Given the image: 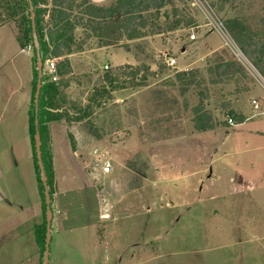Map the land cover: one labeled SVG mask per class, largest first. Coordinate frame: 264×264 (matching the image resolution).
I'll list each match as a JSON object with an SVG mask.
<instances>
[{
  "label": "rangeland",
  "instance_id": "1",
  "mask_svg": "<svg viewBox=\"0 0 264 264\" xmlns=\"http://www.w3.org/2000/svg\"><path fill=\"white\" fill-rule=\"evenodd\" d=\"M168 10L179 28L130 40L117 22L100 32L78 27L72 53L54 57L71 69L66 107L89 103L107 63L148 64L155 75L147 87L116 90L92 123L49 124L54 201L64 192L65 205L79 211L60 232L56 222L50 264H264V77L224 28L240 20L264 40V0L173 1ZM16 33L13 23L0 27V187L20 204L39 197L40 183L29 115L36 56ZM225 60L239 71L219 72ZM182 71L202 86L185 84ZM200 92L214 129L192 134ZM227 103L244 123L230 122ZM5 206L2 197L0 244L12 239L0 245V264H42L43 205L40 217L34 207L17 219ZM64 209L56 208L61 219Z\"/></svg>",
  "mask_w": 264,
  "mask_h": 264
},
{
  "label": "trees",
  "instance_id": "2",
  "mask_svg": "<svg viewBox=\"0 0 264 264\" xmlns=\"http://www.w3.org/2000/svg\"><path fill=\"white\" fill-rule=\"evenodd\" d=\"M104 2H94L93 0H32L35 13L37 33L41 46L43 62L48 57H60L63 54L72 53L71 44L75 39V31L78 27L85 30H95L100 32L110 23L117 22V29L120 31V37L125 36L127 39H142L149 35L160 34L166 30L177 29L181 26V20H169L170 11L168 7L173 1L184 3L186 0H107ZM50 5V9L48 6ZM46 15L49 20L46 21ZM165 20L163 24L160 20ZM13 23L17 28L16 38L23 47L28 45L34 47L29 4L27 0H0V27ZM191 23H187L188 26ZM224 28L231 32L243 55L253 64V66L264 77V40L252 32L242 21L236 19H227L224 22ZM35 52V48H34ZM36 56V54H35ZM106 65V64H105ZM104 69L101 78V87L97 90L95 96L90 98L88 104L76 107V104H70L66 107L68 96L66 92L70 88L72 78H65L71 69L69 67H59V78L52 81L46 74L43 77L41 95H40V112L39 123L42 138L43 161L45 164L48 184L53 194V169L52 160L47 149L49 138V124L66 122L68 126L72 123H80L88 120L92 123L94 119V108L106 105L108 101L114 99L115 91L129 87L131 89L144 88L149 86V77L155 75L151 72L148 64L133 65L124 63L113 66L110 65ZM218 71L233 72L239 71L238 65L231 61L225 60L217 66ZM241 71V70H240ZM34 81V91L32 92V106H30L29 115L31 123V136L34 146V161L37 169L40 183L42 205L44 211V222L39 233V244L45 249L46 233V210L44 188L41 182L40 170L37 164L35 150V114H34V96L37 82ZM179 79L184 80L187 85H199L201 82L193 73L186 71L179 72ZM189 78L188 80H186ZM200 101L197 106L192 108L193 111V128L191 133H205L214 129V123L211 114L207 111L204 94L200 92ZM226 116L229 120L236 121L237 124L244 123L246 116L238 113L232 106L225 104ZM67 108H72L75 114L68 113ZM72 139V144L74 140ZM12 238L4 241L10 242ZM3 242V243H4ZM1 243L0 245H2ZM5 243L3 245H5Z\"/></svg>",
  "mask_w": 264,
  "mask_h": 264
},
{
  "label": "water",
  "instance_id": "3",
  "mask_svg": "<svg viewBox=\"0 0 264 264\" xmlns=\"http://www.w3.org/2000/svg\"><path fill=\"white\" fill-rule=\"evenodd\" d=\"M94 2H101L103 0H93ZM29 4L32 35L34 41V48L36 54V70H37V82L36 90L34 96V114H35V150L37 164L40 170L41 182L44 188V198H45V210H46V233H45V249L43 255L42 264H50V253H51V241H52V221H53V210H52V198L51 191L48 184V176L43 161V151H42V138L40 132V123H39V112H40V95L44 77V62L42 59L41 46L37 33V24H36V13L32 0H27Z\"/></svg>",
  "mask_w": 264,
  "mask_h": 264
},
{
  "label": "crops",
  "instance_id": "4",
  "mask_svg": "<svg viewBox=\"0 0 264 264\" xmlns=\"http://www.w3.org/2000/svg\"><path fill=\"white\" fill-rule=\"evenodd\" d=\"M125 63H128V64H133V65H137V63H129V62H125ZM108 64V63H107ZM121 64H124V63H120V64H117V65H121ZM117 65H114V66H117ZM151 67H152V65H151ZM153 68V67H152ZM151 68V69H152ZM115 95V94H114ZM29 105H30V103H29ZM49 128H50V126H49ZM51 138V135H50V131H49V138H48V144H47V149H48V151H49V154H50V156H51V160H52V154H51V149H52V145H51V142H52V139H50ZM51 140V141H50ZM143 141H148V140H146V139H143ZM122 142H124V141H122ZM120 143V142H119ZM50 147H51V149H50ZM34 163H35V161H34ZM54 168H55V166H54V162H52V169H53V179H54V183L56 182V177H55V170H54ZM0 175L2 176V174H3V172H4V168H3V165H2V163H1V161H0ZM36 172H37V169H36ZM1 176H0V178H1ZM37 178H38V174H37V176H36ZM53 179H52V184H53ZM39 182V179H38V181H37V185L39 184L38 183ZM118 182V181H117ZM116 182V183H117ZM56 184V183H55ZM127 185V184H126ZM53 186V185H52ZM22 187H24V185L22 184ZM54 187H56V185H54ZM53 188V187H52ZM38 194H40L39 195V197H35L34 198V196H32L31 194H29V195H27L26 197H25V195H24V197H25V200H24V202H21L20 204H17L15 201H12V200H7V198L4 196L5 194H4V192H3V190L1 189V187H0V202L2 201V197H4V199L7 201V206H5V212L6 213H8V211L10 212V211H12V209H13V218L15 217L16 219L19 217V215H22V213H25V212H28L30 209H34V207H39V210L38 211H36L35 212V215H34V217L36 216V218H38V217H40V215H41V210H42V198H41V191H40V187H39V185H38ZM64 195H67V194H65L64 192L63 193H60L58 190H57V197H58V203L56 204L55 203V197H54V189H53V194H52V210H53V221H52V235H53V232H55V229H56V222H58V231L60 232L62 229H64L65 227H68V226H70L71 224H68V225H66V219L68 218H70V217H72L73 216V218H74V220H76L75 218L76 217H78L79 216V211L77 212V213H74L73 212V210L71 209V208H69L68 206H66L65 205V203H66V201H65V199L64 198H66V196H64ZM71 202H73L72 200H71ZM13 206V207H12ZM57 206L59 207V208H61V206H62V208H65L64 210H66L65 212V219H61L58 215H59V213H57V211L58 212H61V211H59V210H56V208H57ZM56 207V208H55ZM103 214H105V215H103ZM72 215V216H71ZM74 215H76V216H74ZM102 216L104 217H106V218H104V219H109V218H107L108 216H109V213L108 212H103L102 213ZM39 224V223H38ZM82 224V223H81ZM81 224H80V226H81ZM83 224H86V223H83ZM53 225H55V228L53 227ZM73 226V225H72ZM75 226H78L76 223H75ZM16 238H18V237H16Z\"/></svg>",
  "mask_w": 264,
  "mask_h": 264
},
{
  "label": "built area",
  "instance_id": "5",
  "mask_svg": "<svg viewBox=\"0 0 264 264\" xmlns=\"http://www.w3.org/2000/svg\"><path fill=\"white\" fill-rule=\"evenodd\" d=\"M167 63H168L169 66H176L177 65V60L175 58H170L167 61ZM104 68L107 69L108 65L106 64L104 66ZM185 70H187V69H185ZM44 74H46L52 81H57L58 80V78H59V65H58V62H57L56 58L48 59L44 63ZM254 102L256 103V101H254ZM230 122H232V120H230ZM94 154H98V151L94 150ZM101 167H102L103 172L109 173L111 171L112 164H111V162L109 160H105L102 163Z\"/></svg>",
  "mask_w": 264,
  "mask_h": 264
}]
</instances>
